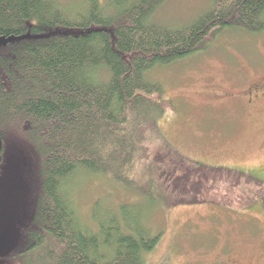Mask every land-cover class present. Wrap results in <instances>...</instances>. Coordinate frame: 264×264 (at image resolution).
Returning <instances> with one entry per match:
<instances>
[{
  "label": "trees",
  "instance_id": "1",
  "mask_svg": "<svg viewBox=\"0 0 264 264\" xmlns=\"http://www.w3.org/2000/svg\"><path fill=\"white\" fill-rule=\"evenodd\" d=\"M165 1L82 0L66 7L57 0H0V170L12 133L17 148L33 156L34 213L17 257L26 253L38 264H147L160 239L144 221L152 208L204 203L180 191L183 173L176 181L167 175L168 164L182 169L185 162L164 139L159 150L167 163L139 147L140 131L160 132L157 122L175 108L147 74L205 50L227 29L263 33L264 0H214L183 28L150 22ZM144 159L154 177L144 201L114 207L97 200L88 221L82 219L72 196L81 178L107 175L130 185L125 173Z\"/></svg>",
  "mask_w": 264,
  "mask_h": 264
},
{
  "label": "rangeland",
  "instance_id": "2",
  "mask_svg": "<svg viewBox=\"0 0 264 264\" xmlns=\"http://www.w3.org/2000/svg\"><path fill=\"white\" fill-rule=\"evenodd\" d=\"M57 1L66 7L82 2ZM213 1L166 0L150 22L183 28L208 11ZM100 2L104 4L105 0ZM147 78L163 87L175 108H168L157 122L160 132L152 127L140 131L139 147L150 159L159 157L158 161L167 163L166 152L159 150L160 139H164L185 162L183 170L168 164L167 175L174 174L171 179L176 181L183 173L180 191L184 187L190 199L198 198L204 203L152 208L144 221L159 233L160 239L146 256V263L217 264L215 255L222 242L216 236L220 234L222 241L226 237L240 247L243 257H234L232 264H264V216L259 202L264 194V97L245 107L247 88L257 84L264 89V32L247 34L227 29L205 50L170 66L156 67ZM12 134L6 136L3 168L16 169L34 187L30 169L33 156L26 148H17L18 139ZM147 162L144 159L125 173L130 185L113 182L107 175L81 178L72 196L82 219L88 221L97 200L114 207L144 201L142 191L154 179L145 169ZM200 169L207 172L201 175ZM224 171L245 177L227 178ZM208 172H213L214 177ZM170 183L165 180V185ZM192 184L194 192L189 193ZM167 194L173 196L171 189ZM32 200V196L27 198L14 211L0 210V264H38L26 253L16 256L26 246L25 232L34 213ZM223 209L232 214L233 220L225 216Z\"/></svg>",
  "mask_w": 264,
  "mask_h": 264
},
{
  "label": "water",
  "instance_id": "3",
  "mask_svg": "<svg viewBox=\"0 0 264 264\" xmlns=\"http://www.w3.org/2000/svg\"><path fill=\"white\" fill-rule=\"evenodd\" d=\"M2 147V140L0 139V153ZM30 193L31 187L26 179L21 176L16 169L9 168L0 186V210L3 212L17 210L19 206L29 198ZM260 201L264 214V194L260 198Z\"/></svg>",
  "mask_w": 264,
  "mask_h": 264
},
{
  "label": "flooded vegetation",
  "instance_id": "4",
  "mask_svg": "<svg viewBox=\"0 0 264 264\" xmlns=\"http://www.w3.org/2000/svg\"><path fill=\"white\" fill-rule=\"evenodd\" d=\"M245 96H246L245 107L248 108V107L256 104L262 97H264V89L262 87L258 86L257 84L251 85L250 88H247V92H246ZM3 167L4 166H2V168ZM6 172L7 171L4 170V168H3V171H2V169L0 170V186L2 185L4 177L6 176ZM224 213L226 214L225 215L226 217L229 216L230 219L233 220V218H232L233 216H230L232 214H230L229 212H227L225 210H224ZM216 238L220 243L221 242L222 243L220 245L219 251L215 255V258H216L215 263H217V264H232V261L235 262L234 257H236V258H242L243 257V255L241 253H239V248H240L239 246L232 245L231 242L226 237H224L223 241H222L220 234H219V236H216ZM222 254H224L223 258L221 256Z\"/></svg>",
  "mask_w": 264,
  "mask_h": 264
},
{
  "label": "bare ground",
  "instance_id": "5",
  "mask_svg": "<svg viewBox=\"0 0 264 264\" xmlns=\"http://www.w3.org/2000/svg\"><path fill=\"white\" fill-rule=\"evenodd\" d=\"M26 203V202H25ZM19 209V208H18Z\"/></svg>",
  "mask_w": 264,
  "mask_h": 264
}]
</instances>
